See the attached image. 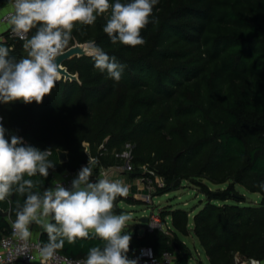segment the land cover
<instances>
[{
  "label": "trees",
  "instance_id": "16d2710c",
  "mask_svg": "<svg viewBox=\"0 0 264 264\" xmlns=\"http://www.w3.org/2000/svg\"><path fill=\"white\" fill-rule=\"evenodd\" d=\"M12 1L0 0V10ZM110 14L99 15L94 25L76 24L66 49L94 43L125 66L118 82L95 68L93 57L74 58L64 65L80 82H56L40 104L0 102L9 142L17 135L26 145L52 151L55 167L48 177L25 179L38 181L35 190L42 192L53 172H79L89 155L98 172L122 167L128 152L129 180L147 167L167 182L156 195L189 182L207 198L193 219L183 209L162 210L171 235H132L128 253L152 246L157 256L170 251L179 264H189L192 254L181 237L193 234L210 264L264 261V0H158L141 30L145 43L135 47L113 43L104 32ZM0 44L13 46L9 56L17 61L28 54L19 41ZM52 145L67 152L66 163ZM238 188L260 197L248 202ZM24 199L14 193L0 202V238L11 233L9 220ZM40 239L47 243V233ZM102 244L90 236L65 241L58 251L86 259Z\"/></svg>",
  "mask_w": 264,
  "mask_h": 264
},
{
  "label": "clouds",
  "instance_id": "9594fccd",
  "mask_svg": "<svg viewBox=\"0 0 264 264\" xmlns=\"http://www.w3.org/2000/svg\"><path fill=\"white\" fill-rule=\"evenodd\" d=\"M157 3L158 0H115L112 4L109 0H14L6 18L12 32L24 39L28 55L17 61L9 56L10 48L0 44V102L42 103L59 79L61 66L57 58L72 39L74 26L94 25L97 17L109 9L111 14L103 30L112 42L132 47L144 44L141 30L150 22ZM34 27L35 34L26 38ZM88 54L95 60V68L106 71L117 82L121 79L125 66L115 57L94 43L89 44ZM2 121L0 117V202L14 193L25 197L22 204L16 202V219L11 223L14 235L26 242L32 236L30 226L38 225L48 235L47 243L40 248L44 259L53 257L65 241L74 244L77 239L98 237L102 246L91 247L82 264H137L128 258L131 235L124 233L131 216L113 212L117 197L128 195L124 182L110 180L104 173L92 182L97 161L89 155L87 166L79 170L71 189L54 180L53 188L35 190L39 182L25 176L48 177L49 169L55 167L49 160L52 151L26 145L17 135H12L9 142ZM259 187L264 189V183Z\"/></svg>",
  "mask_w": 264,
  "mask_h": 264
},
{
  "label": "built area",
  "instance_id": "2783aa9c",
  "mask_svg": "<svg viewBox=\"0 0 264 264\" xmlns=\"http://www.w3.org/2000/svg\"><path fill=\"white\" fill-rule=\"evenodd\" d=\"M13 4L14 0L7 7L0 10V42L19 41L24 45V39H21L20 36L12 32V26L9 25L6 18L8 13L12 11ZM26 38H30L29 32L26 34ZM10 49H13V46H11ZM144 169H146L147 173L149 174L148 176L143 177V181L147 184L146 189L148 193L142 197H144L143 199L146 202H151L153 198H155L157 187L162 188V186L153 184L155 183L157 176L155 172L148 170L147 167H144ZM101 173H104L109 179V175L113 173V167H101L98 172H94L92 174V177L90 178L91 181L96 182L97 179L101 178ZM75 174L76 172H70L67 170L53 172L48 188H53L55 186L53 181L57 180L62 183L65 188L71 189L73 180L77 178ZM15 219L9 220L11 233L0 238V264H82L84 259H74L60 253L58 250L53 257L44 259L40 254V248L45 243L41 241L39 236L35 237L33 235L28 241H21L16 235H14L13 229L11 227V223ZM162 220L163 219L159 213L155 214V212H152L151 217H149V223L144 232L146 233L153 232L155 230H162V233L165 234L166 225L170 232V219L166 218L165 221L163 220L164 222H162ZM168 221H170V224ZM169 234L166 233L165 235ZM127 255L129 259L137 261V264H179L176 253L164 251L160 256H157L152 246H140L132 248V250ZM238 264H264V261L253 259L244 261L239 260Z\"/></svg>",
  "mask_w": 264,
  "mask_h": 264
},
{
  "label": "rangeland",
  "instance_id": "374dc122",
  "mask_svg": "<svg viewBox=\"0 0 264 264\" xmlns=\"http://www.w3.org/2000/svg\"><path fill=\"white\" fill-rule=\"evenodd\" d=\"M28 54H25V58ZM125 158V164L122 167H113V173H111L110 180H121L124 182V184L128 187V195L133 196L137 202L130 204L127 200L122 199L123 197H117V199L114 201V204H116L115 207H117L121 212L130 214L131 219L127 222L126 227L124 228V233H127L129 235H138L143 236L145 233L144 230L147 228V225L149 223V217H151L152 212H155V214H160L162 210L165 209H183L190 214L192 213H198L200 209L204 206L207 198L201 194V191L199 188L195 187L194 185L190 184L189 182H183L178 187H174L173 191H170L166 194H155V198L151 202H146L143 198L140 196H134L133 189L135 190L137 187H143L146 189L147 184L143 181V177H145L147 171L144 169V167L140 168L141 177L135 178L134 180H129V176H125L126 173L129 172V161H130V155L127 153L123 154ZM94 171H92V174ZM127 175V174H126ZM147 178V177H146ZM135 184V185H133ZM155 184H158L159 186H166L167 182L164 177L156 176ZM178 182L176 183V185ZM153 186V185H152ZM215 188V187H212ZM158 192V189H156ZM238 190L241 193L246 194L248 198V202H253L254 200H258L257 196L255 194H249L246 193L244 190L238 188ZM146 195V194H143ZM114 207V208H115ZM120 212V213H121ZM119 213V214H120ZM118 214V213H115ZM147 219V222H143V219ZM166 220V219H165ZM162 222H164L162 220ZM170 224V221H168ZM160 231V230H158ZM166 233H170L168 230V227L166 225L165 228ZM162 232V230L160 231ZM165 233V234H166ZM171 235V234H169ZM191 235L187 238L181 237L183 241L186 242V245L189 247L190 252L192 254V263L198 264L196 260L199 259L200 253V259L205 262L207 261V256L205 253H203L202 249L200 248L199 244H195L191 240ZM190 238V239H189ZM198 251V252H197Z\"/></svg>",
  "mask_w": 264,
  "mask_h": 264
},
{
  "label": "water",
  "instance_id": "95a60500",
  "mask_svg": "<svg viewBox=\"0 0 264 264\" xmlns=\"http://www.w3.org/2000/svg\"><path fill=\"white\" fill-rule=\"evenodd\" d=\"M90 43H75L73 46L64 50L63 53L57 58V63L61 66L59 70V79L57 82L64 79V81L70 80L71 82H80L78 74H72L69 72L68 68L64 65L66 62L73 60L74 58L81 57H92L88 54ZM108 139H106L103 143V147L107 145ZM51 148L56 150L58 153V157L60 163H66L68 160L67 152L61 151L58 149L57 145H52ZM129 198H133L129 196ZM4 216L8 217L9 213H4ZM148 220L145 218L143 222H147Z\"/></svg>",
  "mask_w": 264,
  "mask_h": 264
},
{
  "label": "crops",
  "instance_id": "0c3cea01",
  "mask_svg": "<svg viewBox=\"0 0 264 264\" xmlns=\"http://www.w3.org/2000/svg\"><path fill=\"white\" fill-rule=\"evenodd\" d=\"M76 176H78V172H76V174H75ZM126 176V175H125ZM133 185H135V184H133ZM133 195L135 196H140V197H142L143 196V194H147L148 193V191H147V189H145L144 188V186L143 187H137L136 186V188H135V190L133 189ZM256 196H257V199H259V195H257V194H255ZM254 202H257L256 200H254ZM196 214V213H195ZM194 213H192L190 216H191V219H193V217H194V215H195ZM172 228V227H171ZM30 230H31V232H32V235L33 236H35V237H40V235H41V233L42 232H44L38 225H36V224H32L31 226H30ZM144 235V234H143ZM191 240H192V242L193 243H195V244H199L200 245V243H199V240L193 235V234H191ZM139 237H141V236H139ZM184 238H187V237H184ZM190 239V238H189ZM185 244H186V242L185 241H183ZM200 248L202 249V251H203V253H205V251L203 250V248L201 247V245H200ZM132 250V249H131ZM130 250V251H131ZM198 252V251H197ZM198 254H199V259L198 260H196L197 262H198V264H210V262H209V259H208V257H207V261H205V262H203L201 259H200V253L198 252ZM206 254V253H205ZM207 256V255H206ZM192 258L190 259V261H189V264H193L192 263Z\"/></svg>",
  "mask_w": 264,
  "mask_h": 264
}]
</instances>
